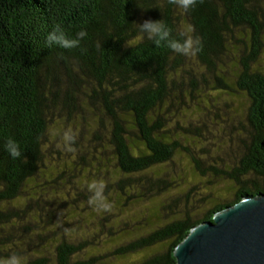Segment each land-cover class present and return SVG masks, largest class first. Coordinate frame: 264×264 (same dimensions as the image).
Returning <instances> with one entry per match:
<instances>
[{
  "label": "trees",
  "instance_id": "obj_1",
  "mask_svg": "<svg viewBox=\"0 0 264 264\" xmlns=\"http://www.w3.org/2000/svg\"><path fill=\"white\" fill-rule=\"evenodd\" d=\"M161 19L176 38L194 27L202 52L185 57L156 47L140 33L138 24ZM57 24L73 37L87 32L83 51L45 46ZM209 84L248 102L246 126H241L244 153L232 170L205 168L182 145L187 138H205L203 122L195 127L181 117L189 104L207 115L214 97L201 99L197 93ZM87 113L94 122L93 128L89 122L91 138L80 144L77 137L74 154L63 149L53 156L49 130L76 127L81 136ZM9 137L20 145V158L7 152ZM176 150L189 156V171L197 178L211 172L228 179L235 198L223 201L213 191L196 192L198 181L181 176ZM74 173L105 182L113 207L101 219L108 223L132 203L154 202L145 209L148 233L115 251L148 249L138 264H175L173 249L190 228L241 196L264 192V0H203L188 12L168 0H0V257L35 255L42 248L51 232L44 225L56 219L47 214L48 203L60 201L59 192L72 199L69 192L83 183L72 178ZM245 174L260 180L241 179ZM170 191L176 195L159 203ZM205 202L208 207L197 215ZM34 218L42 225L29 222ZM87 242L74 245L62 236L54 263L39 255L26 257L27 264H94V259L73 261Z\"/></svg>",
  "mask_w": 264,
  "mask_h": 264
},
{
  "label": "rangeland",
  "instance_id": "obj_2",
  "mask_svg": "<svg viewBox=\"0 0 264 264\" xmlns=\"http://www.w3.org/2000/svg\"><path fill=\"white\" fill-rule=\"evenodd\" d=\"M210 86V84L205 86V90L197 93L198 97L201 99L214 97L213 106H208L209 110L207 111V115L206 113L204 115H200L196 109L197 107L193 104H189L190 109L183 114L186 117H181L183 120L195 127L203 122L204 129L202 131L204 132L205 138H187L189 137V135H187L186 138L189 139L190 142H182V145H187L192 154L201 160L205 168L208 166H214L223 171L232 170L234 167H237L238 161L244 153L243 142L246 141V135L243 127L241 126H246L245 114L248 102H246L244 98L241 100L239 95L233 94L230 97L222 92L211 89ZM196 100L197 99L194 101ZM90 116L91 114L87 113V129L81 136L78 128H71L77 134V137H79L80 144L84 141L86 144V141L91 138L89 131L92 129L89 122L92 123V128L94 127V122L93 119H90ZM177 119L180 124V113L177 115ZM53 130L57 133L56 135H50L52 143L51 148L54 150L52 155L55 156V152L62 151L64 149L61 140V134L64 130L59 126ZM71 153L74 154L75 152ZM173 159L181 164V176L183 180L195 178V181H198L197 183H199V188L196 192L201 193V190H205L206 192L213 191V195H216L219 200L223 201H231L235 198V187L231 185V182L228 179L214 177L211 172H207L206 176L197 178V176L189 171V156L181 150H176ZM76 161L79 165H83L79 161V158L76 159ZM166 168L167 166L162 167L161 169ZM71 173L73 172H69L67 175ZM73 175V179L76 178V181H83V183L79 185L78 188H74L71 192H69L73 196L72 199H66V195L63 192H59L60 201L56 203H48L51 206L49 207L47 214L52 215L50 212L56 214V219L54 222L44 225V227H46L44 228V231H46V233L49 231L51 232L47 234L49 236L42 244V248L38 249L35 255L23 254L22 256L33 258L41 255L49 258V260L54 263L55 245H57V242H59L61 237L64 236L69 243L74 245L80 244V241H83V239H89V242H87L84 247L73 255V261H87L88 259H94V264H128L133 254H139L141 259L136 261V264H138L145 257H147L149 255V250L144 248L128 252L123 255H117L115 254V251L117 248L122 246L124 247L127 243L136 240L137 237H140V235L145 236L146 233H148L147 230L150 228L147 226V217L144 218L146 212L145 209H147L146 207L154 208L152 207L154 202L143 201L137 204L132 203L131 205L133 206L128 208V212L125 214L123 213V216L114 217V220L111 219L108 223L107 220L101 219L102 216H105V213H99L88 204L90 193L87 189V185L94 178L89 177L85 179V173H80V175L74 173ZM173 175V173H170L166 176ZM255 177H257L255 174H245L240 176L243 180H260L259 177ZM207 182L210 183L207 184ZM202 194L204 195V193ZM174 195L176 194H174L173 191L164 193L161 196L162 199L160 200L159 198V203L166 202L168 200V196L170 197ZM61 198H63V200ZM22 201L23 199H21V202ZM73 203L78 204V210L70 208L73 206ZM206 205L207 202L203 205L201 204V206L196 210V214H203L204 210L208 207ZM116 213L117 211L115 210L113 214ZM127 214H129V218H125ZM70 215L72 217H69ZM29 222H33V224L35 223L38 226L42 225L36 218ZM123 224L127 225L124 226ZM108 227H111L114 232L117 231L115 232V235H108V231H105L108 230ZM131 227L134 229L130 231L129 228ZM65 228H70L71 231L66 232ZM123 229H129L128 233L119 234ZM139 229H143V231H138ZM37 231L39 230L37 229ZM17 246L22 248L19 244Z\"/></svg>",
  "mask_w": 264,
  "mask_h": 264
},
{
  "label": "water",
  "instance_id": "obj_3",
  "mask_svg": "<svg viewBox=\"0 0 264 264\" xmlns=\"http://www.w3.org/2000/svg\"><path fill=\"white\" fill-rule=\"evenodd\" d=\"M175 264H264V192L201 221L173 249Z\"/></svg>",
  "mask_w": 264,
  "mask_h": 264
},
{
  "label": "clouds",
  "instance_id": "obj_4",
  "mask_svg": "<svg viewBox=\"0 0 264 264\" xmlns=\"http://www.w3.org/2000/svg\"><path fill=\"white\" fill-rule=\"evenodd\" d=\"M168 2L188 12L194 9L198 3L202 4L203 0H168ZM138 26L140 33L152 41L156 47H166L172 52L185 57H195L203 50L202 38L199 35H195V29L192 26L181 31L179 33L180 38L172 35V30L163 19L157 21L145 20ZM86 36L87 32L83 29L77 32L74 37L70 36L61 25L57 24L46 35L45 46L47 48L57 46L64 50L80 48L83 51L81 42ZM49 132L52 135L57 134L53 129H50ZM61 140L65 151H76L74 145L77 141V134L71 128L62 132ZM5 148L14 159L20 158L22 155L20 145L11 137L6 140ZM87 189L90 193L88 198L89 206L101 213L111 212L113 205L105 195L106 184L103 180L94 179L90 181ZM65 231H71V229L65 228ZM139 259H141L139 254H133L128 264H136ZM0 264H27V259L24 256L13 253L7 257H0Z\"/></svg>",
  "mask_w": 264,
  "mask_h": 264
}]
</instances>
